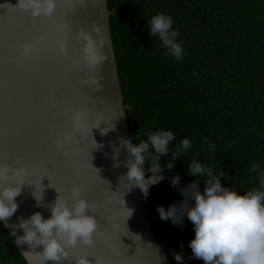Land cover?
Masks as SVG:
<instances>
[{
  "label": "water",
  "instance_id": "obj_1",
  "mask_svg": "<svg viewBox=\"0 0 264 264\" xmlns=\"http://www.w3.org/2000/svg\"><path fill=\"white\" fill-rule=\"evenodd\" d=\"M16 2L0 0V163L10 171L26 167L28 184L14 198L18 207L7 223L16 224L17 217L33 212L49 215L47 208L35 206L32 192L39 196L43 188L45 203L58 193L70 202V190L77 185L91 209L86 214L98 227L91 245L77 243L68 249L69 260L85 256L92 264H160L164 257L162 264H171L146 219L139 190L128 189L122 177L127 153L119 140L130 138L107 1L56 0L51 18L39 27L24 26L32 21L14 7ZM82 32L96 46L100 59L94 65L83 58ZM24 45L29 46L26 54ZM81 111L80 134L75 136L72 116ZM115 148L120 150L114 158ZM116 161L119 167H113ZM6 183L16 186L12 177ZM16 248L29 264L21 252L27 246Z\"/></svg>",
  "mask_w": 264,
  "mask_h": 264
},
{
  "label": "trees",
  "instance_id": "obj_2",
  "mask_svg": "<svg viewBox=\"0 0 264 264\" xmlns=\"http://www.w3.org/2000/svg\"><path fill=\"white\" fill-rule=\"evenodd\" d=\"M106 1L129 138L137 143L148 132L171 130L170 152L181 138L192 142L171 170L163 169L166 178L150 186L146 198L139 191L146 219L171 264H177L174 253L184 264H203L187 246L191 222L185 217L173 225L155 208L179 204V188L192 180L203 190L201 178L185 175L193 159L214 174L226 173L221 184L240 194L259 187L249 168L255 162L264 170V0ZM160 12L173 18L186 53L180 62L147 35V21ZM177 173L180 183L173 188L167 177ZM0 264H27L2 222Z\"/></svg>",
  "mask_w": 264,
  "mask_h": 264
},
{
  "label": "clouds",
  "instance_id": "obj_3",
  "mask_svg": "<svg viewBox=\"0 0 264 264\" xmlns=\"http://www.w3.org/2000/svg\"><path fill=\"white\" fill-rule=\"evenodd\" d=\"M14 7L32 18L50 17L55 10L56 0H17ZM147 25V35L158 38L165 50L164 55L171 56L177 62L182 61L186 53L181 42L176 39L178 32L172 27V16L156 13L150 17ZM79 38L84 41L82 51L85 62L88 65L98 63L100 58L89 34L82 32ZM28 47L23 46L24 54ZM60 49L63 52V44ZM80 129L81 115L77 112L72 116L73 135L80 134ZM145 137L137 143L128 138L119 140L127 153V158L122 162L126 168L122 177L128 182V189L137 188L144 198L150 186L166 178L163 169L171 170L180 154L192 147V142L185 137L170 152L169 145L175 140V133L171 130L157 129L146 133ZM95 145V148L99 147ZM209 147L215 151L214 146ZM115 149L114 158L120 150ZM163 156H170V159L161 165L159 161ZM120 164V161H116L113 167H119ZM259 167L253 162L249 168L250 172L257 173L259 187L240 194L232 187L221 184V179L227 177L226 173L220 170L214 174L212 168L193 159L185 175L201 178L203 190H200L198 180H192L179 188L182 197L179 204L172 203L166 209L156 206L155 210L161 220L182 225L186 217L191 222L193 237L187 244L191 258L200 259L203 264H264V170L258 171ZM93 169L98 172V169ZM10 177L15 179L16 186L6 183ZM27 177L26 167L20 166L10 171L7 164L0 163V222L10 229L13 243L17 247L27 246L28 250L21 252L29 258V264H46L48 261L52 264H92L85 256L69 260L68 249L77 243L91 245L93 233L97 230L94 217L86 214V210H90L89 203L77 185H73L70 190V202L68 197L56 189L58 194L51 203L42 201L43 188L39 196L32 192L35 206L47 208L49 215L45 218L40 212H33L26 218L17 217L16 224L7 223L18 207L14 198L20 193L21 186L28 184L24 182ZM167 179L173 188L180 183L178 173ZM17 229L22 230V234L17 235ZM37 246L39 251L35 250ZM173 259L177 264H184L183 256L179 253H174ZM163 260L164 257H160V264ZM94 264L100 262L95 260Z\"/></svg>",
  "mask_w": 264,
  "mask_h": 264
},
{
  "label": "snow or ice",
  "instance_id": "obj_4",
  "mask_svg": "<svg viewBox=\"0 0 264 264\" xmlns=\"http://www.w3.org/2000/svg\"><path fill=\"white\" fill-rule=\"evenodd\" d=\"M50 18H51V16L50 17H36V18L27 17L26 21L31 20L32 23L31 24H25L24 26L25 27H39L42 24L43 21L48 20ZM80 115H81V117L84 115L83 111H81ZM44 167H45V165H44ZM90 211H91V209H90ZM97 227H98V224H97ZM89 257H95V259L97 258L95 255H90Z\"/></svg>",
  "mask_w": 264,
  "mask_h": 264
}]
</instances>
